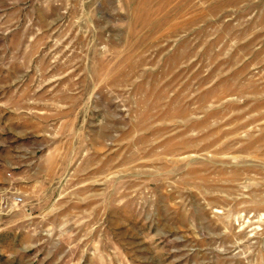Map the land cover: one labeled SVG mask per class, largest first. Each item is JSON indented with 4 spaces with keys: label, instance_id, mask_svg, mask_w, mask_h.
Here are the masks:
<instances>
[{
    "label": "rangeland",
    "instance_id": "1",
    "mask_svg": "<svg viewBox=\"0 0 264 264\" xmlns=\"http://www.w3.org/2000/svg\"><path fill=\"white\" fill-rule=\"evenodd\" d=\"M0 264H264V0H0Z\"/></svg>",
    "mask_w": 264,
    "mask_h": 264
},
{
    "label": "built area",
    "instance_id": "2",
    "mask_svg": "<svg viewBox=\"0 0 264 264\" xmlns=\"http://www.w3.org/2000/svg\"><path fill=\"white\" fill-rule=\"evenodd\" d=\"M17 201H20V199L18 198Z\"/></svg>",
    "mask_w": 264,
    "mask_h": 264
}]
</instances>
